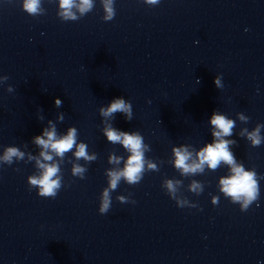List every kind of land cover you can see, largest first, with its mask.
Wrapping results in <instances>:
<instances>
[{"label":"clouds","instance_id":"obj_1","mask_svg":"<svg viewBox=\"0 0 264 264\" xmlns=\"http://www.w3.org/2000/svg\"><path fill=\"white\" fill-rule=\"evenodd\" d=\"M149 6H156L160 0H143ZM115 0H100L104 15L103 21H111L116 15L114 7ZM95 7V0H58L57 16L61 21H77L91 12ZM22 10L30 16H39L45 14L42 0H22ZM221 76H217L214 80L216 87L222 88ZM8 80L7 76H0V83ZM8 92H12L13 88L9 86ZM56 107H61L62 102L59 98L54 100ZM101 116L105 118H113L116 113H123L126 120L133 119L132 104L122 97L114 98L107 107L99 109ZM238 118L247 123L249 117L242 113H237ZM42 118V117H41ZM63 120V114L58 117ZM49 128H45L43 135H37L33 139V143L41 149L39 157L28 155V161H35L36 173L27 177V185L29 190L37 189V195L42 198L55 199L58 192L65 185L63 184V175L61 165L65 163L66 153L71 152L75 148L74 156L76 161L81 159L85 161V165L97 159L96 153L89 155L88 146L84 142L77 143L78 132L75 127H70L66 135L57 136L55 125L52 121H48ZM210 123L214 126L212 136L215 138L212 143L206 144L198 152L190 151L187 146L174 147L172 153L174 168L182 177H191L203 174L205 167L215 171L220 165L226 164L229 166V174L219 178L218 190L223 196L230 200L233 204H239L240 210L246 212L249 207L260 196L259 177L255 169L246 170L243 163L237 162L234 153L230 150V145H235V140L224 139L233 135V129L236 127V122L233 119L227 118L225 115L213 112ZM264 129V124H257L252 131L246 128L241 131V136L246 135L247 140L251 142V146L258 147L264 141V136L261 135V130ZM103 134L112 144H119L128 153L126 159L114 152L108 156L110 165L119 166L123 162V167H113L105 170L107 178V187L103 188L99 196L100 214H107L112 205V192H114L121 181L128 185L139 184L146 172H158L159 167L156 162L148 159L146 152L151 151L149 145L144 143V138L139 131L127 132L119 131L111 124H106L103 129ZM54 154V155H53ZM59 157V160H54ZM25 152L19 147L8 146L4 148V153L0 156V165L11 166L14 162L24 161ZM71 166V174L80 179L85 178L87 168L80 163H72L67 161ZM160 163H164L160 161ZM19 171V169H16ZM161 187L165 190L170 199L174 200L179 208L197 207L195 203L190 202L181 192L183 182L180 179H164ZM204 190L202 182L195 179L187 185V191L200 195ZM116 200L121 204L136 203L131 199V194L128 196L118 195ZM211 203L215 206L219 203V196L213 195Z\"/></svg>","mask_w":264,"mask_h":264}]
</instances>
